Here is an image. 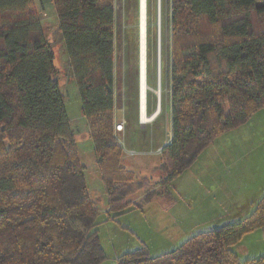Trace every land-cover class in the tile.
I'll use <instances>...</instances> for the list:
<instances>
[{
	"label": "trees",
	"instance_id": "trees-1",
	"mask_svg": "<svg viewBox=\"0 0 264 264\" xmlns=\"http://www.w3.org/2000/svg\"><path fill=\"white\" fill-rule=\"evenodd\" d=\"M154 1L147 0L149 84L152 25L158 27ZM52 3L105 183L106 219H117L158 194L153 189L130 199L146 183L123 163L115 132L122 0ZM161 12V81L163 87L168 80L172 112V136L159 167L166 184L218 134L264 106V0H171L166 47ZM57 70L35 0H0V264H100L107 258L100 210L88 191ZM147 101L150 114L149 93ZM258 227L264 228V194L241 220L199 231L157 255L143 244L116 264H264V256L240 261L232 250Z\"/></svg>",
	"mask_w": 264,
	"mask_h": 264
},
{
	"label": "rangeland",
	"instance_id": "rangeland-1",
	"mask_svg": "<svg viewBox=\"0 0 264 264\" xmlns=\"http://www.w3.org/2000/svg\"><path fill=\"white\" fill-rule=\"evenodd\" d=\"M160 2V7H163L166 47L167 29L171 30V0ZM153 3L155 4L154 0ZM35 4L46 38L56 51L57 79L65 96L73 137L78 143L88 191L100 210L99 233L107 255L100 264H116L118 257L124 252L132 251L143 244L148 246L152 255L170 251L199 231L241 220L251 213L264 194V106L252 112L246 121L235 128L218 134L190 167L163 184L165 177L159 168L162 163L161 152L172 136L169 84L167 78L163 87L162 81L160 82L161 112L143 122L139 99V0H122L123 84L122 100L118 99L117 110L115 109V122L124 120V128L122 131H116V135L123 145V163L135 172L137 180L145 179L143 182L146 183V186L132 193L130 199L141 200L153 189L157 190L158 194L152 201L144 204L142 209L134 208L117 219L107 220L108 196L105 183L96 161L89 123L82 113L79 88L59 31L56 10L52 0H35ZM158 6L159 0L157 9ZM151 18L155 21L156 11ZM158 22V27L156 24L152 25L151 32L152 83H148L151 116L158 102L156 89L159 86V72L158 57L155 58V32L158 29L160 42L162 21L160 27ZM158 46L160 47L159 43ZM165 60L171 61V56L166 54ZM117 86L115 83V89ZM232 250L240 261L264 256V228L258 227L244 234L232 246Z\"/></svg>",
	"mask_w": 264,
	"mask_h": 264
},
{
	"label": "bare ground",
	"instance_id": "bare-ground-1",
	"mask_svg": "<svg viewBox=\"0 0 264 264\" xmlns=\"http://www.w3.org/2000/svg\"><path fill=\"white\" fill-rule=\"evenodd\" d=\"M160 0H159V6H158V11H159V27L161 24V17H160V10H161V5H160ZM139 8H140V89H139V94H140V115L142 121H148L151 118V114H148L147 112V100H148V89L149 84L147 81V0H139ZM159 35L161 37V31H159ZM161 38H159L160 40ZM160 44V56H161V41L158 42ZM159 48V46H158ZM145 70H146V77H145ZM159 79V77H158ZM160 82H161V77H160ZM156 92L160 97H161V84L158 86L156 89Z\"/></svg>",
	"mask_w": 264,
	"mask_h": 264
},
{
	"label": "water",
	"instance_id": "water-1",
	"mask_svg": "<svg viewBox=\"0 0 264 264\" xmlns=\"http://www.w3.org/2000/svg\"><path fill=\"white\" fill-rule=\"evenodd\" d=\"M161 56H160V47H159V50H158V72H159V86H160V77H161ZM145 77H146V70H145ZM161 112V97H160V94L158 96V102H157V107H156V110L153 112L152 114V118L156 115H158L159 113Z\"/></svg>",
	"mask_w": 264,
	"mask_h": 264
},
{
	"label": "built area",
	"instance_id": "built-area-1",
	"mask_svg": "<svg viewBox=\"0 0 264 264\" xmlns=\"http://www.w3.org/2000/svg\"><path fill=\"white\" fill-rule=\"evenodd\" d=\"M124 128V120L115 122V132L116 131H122Z\"/></svg>",
	"mask_w": 264,
	"mask_h": 264
},
{
	"label": "crops",
	"instance_id": "crops-1",
	"mask_svg": "<svg viewBox=\"0 0 264 264\" xmlns=\"http://www.w3.org/2000/svg\"><path fill=\"white\" fill-rule=\"evenodd\" d=\"M119 108V107H118ZM116 110H117V108H116Z\"/></svg>",
	"mask_w": 264,
	"mask_h": 264
}]
</instances>
